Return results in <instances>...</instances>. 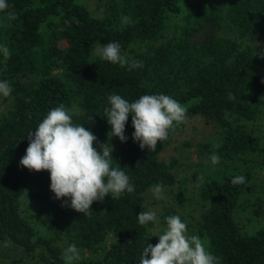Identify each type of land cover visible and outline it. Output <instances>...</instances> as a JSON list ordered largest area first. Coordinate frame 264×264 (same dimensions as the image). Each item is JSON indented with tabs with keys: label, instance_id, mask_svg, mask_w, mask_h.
<instances>
[{
	"label": "trees",
	"instance_id": "1",
	"mask_svg": "<svg viewBox=\"0 0 264 264\" xmlns=\"http://www.w3.org/2000/svg\"><path fill=\"white\" fill-rule=\"evenodd\" d=\"M96 1V15L81 0H7L19 17L14 21L0 12V45L11 51L6 66L0 52V81L12 87L0 114V243L20 248L35 264H64L62 253L73 243L81 256L75 264H139L143 244L157 241L149 234L153 222L140 225L137 216L148 211L147 192L162 181V222L178 215L219 264H264V225L245 231L236 218L249 207L245 195L256 171L264 174V131L247 125L264 124V0ZM125 16L134 23H123ZM112 41L143 67L129 71L95 54ZM111 94L129 102L165 94L187 106V118L154 152L141 150L131 115L126 142L108 136L103 110ZM60 104L97 137V151L111 144L113 166L125 171L134 192L109 193L84 215L68 206L70 198L55 199L47 170L20 165L27 133ZM192 118L216 130L199 147L204 165L213 153L221 158L197 174L204 182L195 183L194 194L172 171L177 158L160 159ZM237 175L247 183L233 185Z\"/></svg>",
	"mask_w": 264,
	"mask_h": 264
},
{
	"label": "clouds",
	"instance_id": "2",
	"mask_svg": "<svg viewBox=\"0 0 264 264\" xmlns=\"http://www.w3.org/2000/svg\"><path fill=\"white\" fill-rule=\"evenodd\" d=\"M0 12H6L10 21L19 18L7 0H0ZM122 22L134 23L128 16L123 17ZM94 51L101 59L127 66L129 71L143 67L142 61L129 60L122 53L118 41L98 45ZM0 52L6 66L11 51L7 45H0ZM11 92L10 82L0 81V95L8 97ZM107 100L110 106L103 111L111 126L108 136L126 142V122L131 115L134 129L132 139L139 143L141 150L147 147L148 151L154 152L158 141L166 140L170 130L175 131V127L187 118V106L165 94H146L133 102L119 94H111ZM90 121L91 116L88 117ZM27 134L29 143L25 155L19 161L20 165L35 172L47 170L50 190L55 199L70 198L68 206L76 212L87 215L92 211L93 202H102L109 193L119 198L124 192L135 191L129 176L119 164L113 166L111 144L102 143L97 151L93 146L97 137L83 124L74 123L70 110L63 104L52 108L35 132L29 131ZM220 159L216 153L210 157L213 165L218 164ZM197 181L204 182L202 174L197 176ZM231 183L246 184V177L237 175L231 179ZM151 191L155 199H165L162 181L155 184ZM165 219L166 228L162 234L153 235L158 237V243L143 244L139 264H219L218 258L208 250L207 242L198 235H189L186 222L178 215H170ZM137 220L140 225L155 223L157 214L155 211H140ZM62 259L64 264H75L81 259L75 243L64 249Z\"/></svg>",
	"mask_w": 264,
	"mask_h": 264
},
{
	"label": "rangeland",
	"instance_id": "3",
	"mask_svg": "<svg viewBox=\"0 0 264 264\" xmlns=\"http://www.w3.org/2000/svg\"><path fill=\"white\" fill-rule=\"evenodd\" d=\"M81 2L86 4L94 15L98 14L100 9L96 8V0H81ZM9 101V97L0 95V114L7 111ZM254 124H256L254 127L250 126L249 123L247 125L251 129L254 128V132L258 131L261 133L264 131L262 121ZM215 135L216 130H214L212 125L206 124L205 121L199 118H192L186 122L180 132L171 136L170 143L160 154V159L166 163L170 162L171 158H177L180 164L174 165L172 171L179 179L183 180L185 183L184 187L188 193L192 192L194 194L196 192L195 183L196 185L198 184V173L207 172V165L209 167L211 165L210 168H214V165L210 163L205 164L206 166L204 165V156L199 155V147L209 136L211 138ZM256 174L257 176L248 186L245 195V199L249 201V207L246 211L237 212L236 214L238 223L245 231H252L255 226L264 225V174L260 170H257ZM170 191L175 193L177 189L172 187ZM153 201V193L149 190L146 195L145 205L148 211H155L157 214V222L153 223L149 234L158 243V237L153 235L162 234L166 228V224L160 220L165 201L164 199ZM0 264H35V260L26 257L20 248L12 244L0 243Z\"/></svg>",
	"mask_w": 264,
	"mask_h": 264
}]
</instances>
